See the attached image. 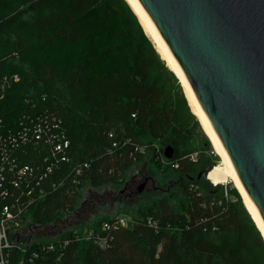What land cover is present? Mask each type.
Wrapping results in <instances>:
<instances>
[{
    "label": "trees",
    "instance_id": "16d2710c",
    "mask_svg": "<svg viewBox=\"0 0 264 264\" xmlns=\"http://www.w3.org/2000/svg\"><path fill=\"white\" fill-rule=\"evenodd\" d=\"M33 3L37 16L32 25L40 39L36 45L42 46L75 45L89 39L92 31L88 23L100 17L103 7V0ZM118 3L130 10L126 0ZM23 16V11H16L1 20L0 34L16 30ZM22 43L7 53L0 52V75H20L0 97V116L13 126L33 105L36 110L48 109L50 115L62 119L70 140L69 160L61 164L65 174L88 163L83 165L79 184L74 182L75 174L66 176L57 170L56 179L63 175L64 182L31 208L35 224L51 223L73 211L84 182L122 185L132 165L143 162L147 153L153 162H161L163 142L175 149L171 159L165 158L171 169L191 179L181 188L178 200L161 196L138 207L129 225H121L117 216L124 214H118L86 227L98 231L105 243L77 239L75 233L86 229H71L48 240L55 243L48 251L39 248L41 241L32 243L26 252L15 249L10 256L12 264H257L247 252L254 244L264 247V241L237 189L227 187V197L223 185L206 187L193 179L200 157L193 161L189 155L205 147L191 128L194 117L176 100L178 86L160 73V61L137 46L130 48L129 59L117 52L116 62L100 69L102 56L94 53L65 69L61 87H48L56 76L55 61L31 58L27 52L36 47ZM54 177L50 175L48 183ZM104 223L110 225L106 231ZM253 230L259 234L258 240L252 237Z\"/></svg>",
    "mask_w": 264,
    "mask_h": 264
},
{
    "label": "water",
    "instance_id": "95a60500",
    "mask_svg": "<svg viewBox=\"0 0 264 264\" xmlns=\"http://www.w3.org/2000/svg\"><path fill=\"white\" fill-rule=\"evenodd\" d=\"M133 1L190 87L264 226V0ZM174 154L166 147V158Z\"/></svg>",
    "mask_w": 264,
    "mask_h": 264
},
{
    "label": "rangeland",
    "instance_id": "374dc122",
    "mask_svg": "<svg viewBox=\"0 0 264 264\" xmlns=\"http://www.w3.org/2000/svg\"><path fill=\"white\" fill-rule=\"evenodd\" d=\"M34 1L36 0H0V21L16 11L24 12L23 22L16 30L0 34L1 53L14 50L20 41H23L22 44L24 45L30 44V48L36 47V52L34 50L27 52L31 53V58H35L37 61L52 58L56 64L55 79L48 84V87H61L63 85V77L67 73L65 69L70 67L71 64H75L79 59L85 56L91 58L95 53L96 57L102 56L100 69H106L107 66L116 62L115 55L117 52L129 59L130 48L133 49L139 46L143 49V52L153 57V60L160 61L159 71L162 76L178 86L175 91L176 100L188 114L194 117L190 121L191 128L195 132L194 136L198 138L200 145H203L205 149L200 150L202 156H199L198 172L193 179L200 180L201 185L206 187H214L218 184L223 185L227 197L229 196L227 193L230 189L229 187L236 188L245 203L243 195L233 178H228L226 182H217L213 179V171L210 170V167H218L221 157L195 113L182 81L163 57L157 43L147 32L139 15L127 0L130 10L125 5L118 3V0H103V7L99 13L100 17L88 23L92 31L89 39L75 45L56 43L53 46L36 45V43H40V39L37 37L32 25L33 20L37 16V12L33 10ZM114 4L116 5L114 6ZM15 57L16 60L20 61L19 56ZM31 61L34 60L31 59ZM171 74L174 75V78H171ZM16 75L20 77L19 74ZM162 145L160 165L153 162L151 154L147 153L143 162L132 165L127 172L126 181L122 185L110 183L91 185L88 182H84L79 188L82 189L79 204L73 211H69L64 216L56 218L53 222L43 225L35 224L29 217L25 223V231L22 237L24 239H32L35 242L48 241L68 233L71 229H86V227L93 225L96 221L110 216L124 214L131 218V215L138 207L149 205L161 196H170L175 201L178 200L182 196L181 188L191 178L175 173L171 169L170 163L165 159L164 151L166 147L172 145L169 142H163ZM143 183H145V186L140 191V185ZM250 215L252 214L250 213ZM254 221L264 241L263 232L257 221L255 219ZM84 231L83 233L81 231L75 234H79L82 238ZM252 237L256 240L259 239L257 231H252ZM247 255L257 264H264V247L262 245H252Z\"/></svg>",
    "mask_w": 264,
    "mask_h": 264
},
{
    "label": "built area",
    "instance_id": "2783aa9c",
    "mask_svg": "<svg viewBox=\"0 0 264 264\" xmlns=\"http://www.w3.org/2000/svg\"><path fill=\"white\" fill-rule=\"evenodd\" d=\"M19 80L16 74L0 75V97ZM42 98L45 100L46 96ZM26 100L31 102V97ZM33 106L32 111L22 112L13 126H8L0 116V264H12L10 256L15 249L26 252L35 242L22 237L31 208L45 199L51 189L62 185L63 175L75 174L74 182L79 184L83 165L88 166V163L79 164L65 174L61 164L69 160L70 140L63 121L56 115H50L48 109L36 110ZM199 156L200 151L189 155L193 161H197ZM57 170L63 173L58 179ZM50 175L55 177L48 183ZM117 218L123 226L132 220L126 215ZM109 228L108 223L102 226L105 231ZM76 238L105 243L94 228L86 229L82 238L76 234ZM38 246L48 251L55 247V243L41 241ZM33 254L37 255V252Z\"/></svg>",
    "mask_w": 264,
    "mask_h": 264
},
{
    "label": "bare ground",
    "instance_id": "6f19581e",
    "mask_svg": "<svg viewBox=\"0 0 264 264\" xmlns=\"http://www.w3.org/2000/svg\"><path fill=\"white\" fill-rule=\"evenodd\" d=\"M131 6L133 7V9L136 11V13L139 15L142 23L144 24L145 29L147 30V32H149V34L152 36V39H154V41L157 43V46L159 48V50L161 51L163 57L167 60L168 64L170 65V67L175 71V73L177 74V76L180 78V80L182 81L186 92L188 93L189 99L192 103L193 109L195 111V113L197 114V116L199 117L202 125L204 126L205 131L207 132V135H209V138L211 139L214 147L217 150V153L220 155L221 157V162L218 165V167L216 168H212L211 170L212 172V177L215 181L217 182H226L228 180V178H233V180L235 181L236 186L238 187V189L240 190V192L243 195L244 201H245V205L247 206V208L249 209L250 213L252 214V216L254 217V219L257 221V224L259 225V227L262 230V234L264 235V226L261 222V220L259 219L255 209L253 208L249 198L247 197L243 187L241 186L238 178L234 175L229 163L227 162L223 151L216 139V137L214 136L207 120L205 119L203 112L195 98V96L193 95L190 87L188 86L187 82L185 81V79L183 78V76L181 75V73L179 72V70L177 69V67L175 66V64L173 63L170 54L167 50V48L159 41V39L157 38V36L155 35V33L153 32V30L148 26V23L143 15V13L141 12V10L137 7V5L134 3L133 0H127Z\"/></svg>",
    "mask_w": 264,
    "mask_h": 264
},
{
    "label": "flooded vegetation",
    "instance_id": "af4514ba",
    "mask_svg": "<svg viewBox=\"0 0 264 264\" xmlns=\"http://www.w3.org/2000/svg\"><path fill=\"white\" fill-rule=\"evenodd\" d=\"M194 178V177H193Z\"/></svg>",
    "mask_w": 264,
    "mask_h": 264
}]
</instances>
